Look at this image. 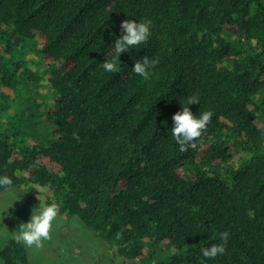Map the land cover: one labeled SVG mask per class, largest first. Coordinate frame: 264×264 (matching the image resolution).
<instances>
[{
	"label": "trees",
	"instance_id": "16d2710c",
	"mask_svg": "<svg viewBox=\"0 0 264 264\" xmlns=\"http://www.w3.org/2000/svg\"><path fill=\"white\" fill-rule=\"evenodd\" d=\"M125 20H150L152 35L117 58ZM25 45L56 93L51 133L26 146L0 110V176L13 181L0 192L26 185L141 264H264V0H0V54ZM144 56L158 60L148 79L132 71ZM24 62L0 58V86L17 92ZM182 107L213 113L186 153L171 134ZM225 231V254L204 258ZM0 260L29 264L13 237Z\"/></svg>",
	"mask_w": 264,
	"mask_h": 264
},
{
	"label": "rangeland",
	"instance_id": "374dc122",
	"mask_svg": "<svg viewBox=\"0 0 264 264\" xmlns=\"http://www.w3.org/2000/svg\"><path fill=\"white\" fill-rule=\"evenodd\" d=\"M0 58L4 68L11 71H14L13 62L25 61L20 67L25 83L16 87L17 92L0 86V110L3 119L15 116L13 127L20 132L25 145L30 146L51 133V123L45 115L56 93L47 83L38 56L29 46L25 45L23 50L12 54H0ZM25 70L34 72L37 81L31 83ZM30 102L38 104L34 117L23 114ZM234 153L242 155L240 150ZM39 197L38 192L31 191L26 185L0 192V249L13 237L12 233L17 231L19 224L27 223L33 211L38 212L43 207ZM24 247L29 264H141L117 256L114 242L103 240L76 216L68 217L60 211L53 224L51 241L45 242L42 248ZM0 264H3L1 260Z\"/></svg>",
	"mask_w": 264,
	"mask_h": 264
},
{
	"label": "clouds",
	"instance_id": "9594fccd",
	"mask_svg": "<svg viewBox=\"0 0 264 264\" xmlns=\"http://www.w3.org/2000/svg\"><path fill=\"white\" fill-rule=\"evenodd\" d=\"M152 22L150 20L135 21L125 20L121 23L120 28L122 35L114 42V52L117 58L122 53H128L130 49L137 48L141 44H146L152 35ZM157 59H149L144 56L141 60L134 62L132 71L144 79L151 75L150 69L156 67ZM101 68L108 73H118L121 69L114 61H105L101 63ZM188 105L199 104L198 96H191L187 99ZM213 113L204 111L199 116L194 115L189 107H182V111L172 116L173 127L171 134L176 143L179 145V151L186 153L189 149H197V141L207 131ZM74 138L78 136L74 133ZM13 181L8 176H0V186L11 187ZM60 211V205L53 202L43 206L38 212L33 211L30 220L27 223H21L17 231L12 233L16 243L26 245L27 247L42 248L45 242L51 241L53 224ZM229 232L225 231L219 234L220 243L213 244L210 247L201 249L204 258L215 259L217 256H223L226 252V245L229 240Z\"/></svg>",
	"mask_w": 264,
	"mask_h": 264
}]
</instances>
